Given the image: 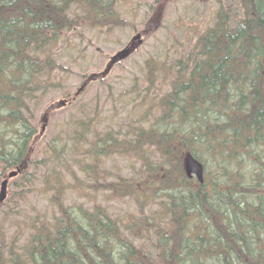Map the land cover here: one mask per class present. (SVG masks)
Returning <instances> with one entry per match:
<instances>
[{
	"label": "trees",
	"instance_id": "1",
	"mask_svg": "<svg viewBox=\"0 0 264 264\" xmlns=\"http://www.w3.org/2000/svg\"><path fill=\"white\" fill-rule=\"evenodd\" d=\"M122 1L0 0V178L20 170L3 205L19 211L42 173L52 207L19 232L0 225V264H264V0H235L236 18L220 5L156 98L146 91L161 69L147 61L146 94L132 89L150 99L134 124L92 136V122L79 120L74 144L59 131L35 144L50 94L62 89L57 43L76 29L120 27ZM73 152L78 171L134 209L66 203L72 186L85 191L68 164ZM187 153L202 163L203 182L186 175ZM110 155L138 160L142 174L108 182Z\"/></svg>",
	"mask_w": 264,
	"mask_h": 264
},
{
	"label": "rangeland",
	"instance_id": "2",
	"mask_svg": "<svg viewBox=\"0 0 264 264\" xmlns=\"http://www.w3.org/2000/svg\"><path fill=\"white\" fill-rule=\"evenodd\" d=\"M220 5L229 13L234 8L231 15L234 13L235 18L239 17L235 0H124L118 5L120 27L109 31L85 27L63 35L56 48L57 60L64 67V72L56 73L62 89L50 94L48 105L52 112L45 119L39 120L35 144L40 140L47 141L57 131L74 144L73 140L78 135L76 122L79 120L92 122V136L97 131L124 129L134 124L150 98L141 102V97L136 96L132 88L141 96L147 92L153 98L168 91L173 63L186 55L197 36L214 23ZM137 33H140L141 42L136 43L134 49L125 56L115 55L130 41L136 42L132 38ZM147 61L161 70L151 76L150 89L145 92L144 88L149 85L144 77ZM86 78L96 80L86 86L83 83ZM62 99L66 100L65 104L57 106V102ZM92 136L91 133H84L85 140H91ZM79 148V144L73 147L75 152ZM75 154H69L68 164L82 179L85 191L79 193L72 186L66 193V203H83L90 208L94 204H102L108 207L110 213L120 215L134 209L130 199L114 196L111 187L95 186L78 171L72 165V156ZM83 158L85 160L86 157ZM102 167L107 172L105 178L108 182H113L115 172L123 177L142 174L139 161L123 155L102 158ZM11 171L17 169L9 170L0 178V183ZM41 174L35 177L33 187L36 186V189L33 191V187H30L28 194H33L19 205V211L3 205L17 190L11 184L16 175L6 179V197L0 202V207L3 206L0 209V225L8 234L23 230L26 218L34 212L52 209L47 202L48 193L41 186ZM64 177L71 184L69 175ZM76 182L82 185L81 180Z\"/></svg>",
	"mask_w": 264,
	"mask_h": 264
},
{
	"label": "water",
	"instance_id": "3",
	"mask_svg": "<svg viewBox=\"0 0 264 264\" xmlns=\"http://www.w3.org/2000/svg\"><path fill=\"white\" fill-rule=\"evenodd\" d=\"M133 40L136 39L137 40V44L141 42L140 39V34H136L133 38ZM129 50L125 49L123 52V55L120 57H123L127 54ZM82 88V87H81ZM80 88V89H81ZM61 104L64 103V101L60 102ZM183 166H184V170L186 175L191 178V177H195L199 182H203L204 180V168L202 163L196 159L191 153H187L185 154L184 158H183ZM19 168H17V171H11L9 172V174H7V178L13 177L17 174ZM7 178H5L1 183H0V202H2L5 197H6V186H7Z\"/></svg>",
	"mask_w": 264,
	"mask_h": 264
},
{
	"label": "flooded vegetation",
	"instance_id": "4",
	"mask_svg": "<svg viewBox=\"0 0 264 264\" xmlns=\"http://www.w3.org/2000/svg\"><path fill=\"white\" fill-rule=\"evenodd\" d=\"M123 55V51L119 53V56H122Z\"/></svg>",
	"mask_w": 264,
	"mask_h": 264
},
{
	"label": "bare ground",
	"instance_id": "5",
	"mask_svg": "<svg viewBox=\"0 0 264 264\" xmlns=\"http://www.w3.org/2000/svg\"><path fill=\"white\" fill-rule=\"evenodd\" d=\"M2 182V181H1Z\"/></svg>",
	"mask_w": 264,
	"mask_h": 264
}]
</instances>
